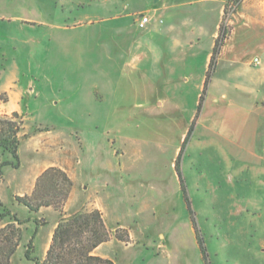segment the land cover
Instances as JSON below:
<instances>
[{
  "label": "crops",
  "instance_id": "obj_1",
  "mask_svg": "<svg viewBox=\"0 0 264 264\" xmlns=\"http://www.w3.org/2000/svg\"><path fill=\"white\" fill-rule=\"evenodd\" d=\"M227 1L88 0L95 16L84 23H106L96 33L111 39L79 49L94 62L86 72L97 73L82 94L81 113L114 116L115 135L64 125L79 135L80 145L70 148L64 132L39 131L31 138L43 135L48 144L33 145L25 161L19 144L20 166L4 167L0 179V194L8 197L2 202L26 220L15 253L24 257L23 243L30 242L32 255L42 259L59 216L48 207L30 212L13 195L29 193L45 168L58 166L72 181L71 200L79 189L89 193V207L101 211L108 228L128 231V242L111 236L93 254L113 264H204L177 165L194 218L216 220L224 228L222 242L256 243L264 255V0H240L214 53ZM141 14L151 17L144 28L137 25ZM80 24L54 28L71 31ZM68 39L59 41L57 53L74 51L76 41ZM19 76L13 68L0 75V92L7 96L1 114L35 112L24 99L37 92ZM44 101L47 108L60 104ZM50 137L61 151L58 160L48 150V158L40 157L52 146Z\"/></svg>",
  "mask_w": 264,
  "mask_h": 264
},
{
  "label": "rangeland",
  "instance_id": "obj_2",
  "mask_svg": "<svg viewBox=\"0 0 264 264\" xmlns=\"http://www.w3.org/2000/svg\"><path fill=\"white\" fill-rule=\"evenodd\" d=\"M232 2L237 4L236 1ZM94 5L92 3L89 6L88 0H48L46 2L37 0H0V75L10 68L18 69L20 81L28 87H33L37 92V97L32 96L30 99L25 97L24 99L25 102L30 101L33 108L32 112H35L18 115V120L20 118L18 135L23 161L32 157L33 145L47 146L48 143L43 135H40L39 139L37 137L31 138L32 135L39 131L64 132L68 137V140H64V144H68L70 148L75 146V142L80 145L79 135L77 130L74 131V128L67 131L62 130L61 127L64 125H82V127L85 126L91 130L98 129L97 133L99 134L107 133L108 135L109 133V135H115L114 130L111 129L114 116L108 115L106 112L103 115L96 114V116H88L81 113V111H86L82 94L89 91L91 79L96 77L97 73L89 74L86 72L94 62L91 61L92 59L85 57L86 52L84 54L80 53L79 49L83 51L87 49V45H93L98 40L103 42L101 39H105V42H109L111 39V36L107 34L99 36V31L96 33L97 29L104 30L103 28L107 26L106 23H94L92 25L84 23L88 17L92 19L95 16L92 12ZM225 8L226 3L219 28L215 34V40H220L219 47L228 36L231 27L229 22L232 16H227ZM263 9L264 3H261L260 11ZM16 17H19L21 21H16ZM228 17L230 18L229 21ZM81 22V26L71 31L54 28L58 24L64 27H74ZM222 28H226L227 33H225L226 35L223 39H220V29ZM69 34L71 39L76 41L73 45L74 51L57 53L59 41H62L63 37L66 41H69ZM55 59L58 61H55ZM103 69L108 68L103 66ZM209 70L211 72L213 69L209 68ZM48 98L60 102L57 108H47L44 100ZM6 99V93L0 92V106L2 102H6ZM0 112H2L1 109ZM10 114L0 113V116H10ZM49 136H52L51 133ZM50 140L53 141L52 146L40 153V157L44 154L45 158H48V150L49 157L58 160V158L62 157L61 151H59V147L55 146L54 138L50 137ZM110 144L116 154L120 153L112 142ZM177 167L175 165L176 171ZM77 180L81 182L78 174ZM71 190L72 181L68 197L63 204L64 216L74 212L75 209H84L83 205L81 206L82 203L87 206H85L86 208L93 203V196H90L87 192H82L80 189L79 194L75 195L71 200ZM31 192L32 190L24 194H30ZM22 195H13L14 201L21 204L15 199V196ZM7 198L6 194H0L1 202L2 199L6 200ZM2 203L5 204L4 202ZM5 205L15 212L9 206L10 204ZM47 207L56 212L60 218L58 211L51 206ZM90 207L86 210L94 208L93 206L92 208ZM3 222L1 221L0 224ZM195 222L201 233L210 264H264V255L257 253L254 249L256 243H224L221 239L225 235L224 228L218 227L216 220L214 221L208 216H201L200 218L196 217ZM115 227L117 226L115 225ZM47 229H45V233ZM26 244L23 243L24 248H26ZM158 249L160 250V247ZM184 250L192 254L191 248L187 245H185ZM24 258L21 254L14 253L12 264H34Z\"/></svg>",
  "mask_w": 264,
  "mask_h": 264
},
{
  "label": "trees",
  "instance_id": "obj_3",
  "mask_svg": "<svg viewBox=\"0 0 264 264\" xmlns=\"http://www.w3.org/2000/svg\"><path fill=\"white\" fill-rule=\"evenodd\" d=\"M240 0H228L226 5ZM223 39L226 35V28L220 29ZM220 40H215L213 48L217 52ZM214 57L211 59L209 68H213ZM206 72V81L209 78L210 70ZM13 112L0 116V179L4 167L18 168L20 165L17 153L19 146L20 118ZM177 174L188 211L191 215L193 229L204 260V264H210L206 248L199 228L196 225L194 212L186 193V187L180 170L177 167ZM71 181L64 170L57 166H50L44 169L35 181L34 188L30 194L15 196V199L26 206L30 212L36 213L41 207L51 206L59 212L60 218L57 221L49 246L42 259L32 255L31 244L28 242L24 251V257L34 264H113L108 258L93 254V250L101 243L107 241L111 236L122 242L129 241V234L125 228L115 227L113 230L105 225L100 210L78 209L64 216L63 204L68 197ZM0 264H12V257L21 240L22 220L9 207L0 201ZM37 224L40 221H35Z\"/></svg>",
  "mask_w": 264,
  "mask_h": 264
},
{
  "label": "built area",
  "instance_id": "obj_4",
  "mask_svg": "<svg viewBox=\"0 0 264 264\" xmlns=\"http://www.w3.org/2000/svg\"><path fill=\"white\" fill-rule=\"evenodd\" d=\"M236 7H237V4H234L232 1L229 2L225 8L227 12V16H232V14L236 10ZM227 19L229 21L230 18L228 17ZM150 20H151V17L148 14H141L140 16L137 17V25L139 28H144L149 23ZM253 62L258 64L259 59L255 57L253 59Z\"/></svg>",
  "mask_w": 264,
  "mask_h": 264
}]
</instances>
